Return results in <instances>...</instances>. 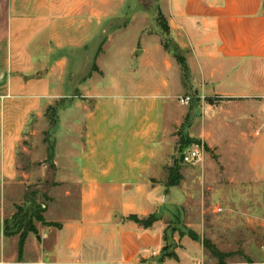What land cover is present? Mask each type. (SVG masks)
<instances>
[{"label":"crops","instance_id":"crops-1","mask_svg":"<svg viewBox=\"0 0 264 264\" xmlns=\"http://www.w3.org/2000/svg\"><path fill=\"white\" fill-rule=\"evenodd\" d=\"M159 2L194 89L212 98L205 119L239 103L242 112L231 116L227 133L245 140V98H256L264 118V95L254 94L264 92V0ZM106 12L107 0H0V188L17 182V148L32 117L55 106L53 126L62 110L77 117L76 146L60 149L54 139L45 211L53 224L29 233L20 252V235L7 236L0 223V264H218L206 262L204 248L188 235L176 257L161 262L168 218L205 216L221 168L204 159L193 194L168 184L171 124L180 123L171 102L172 64L164 59L161 79L147 75L128 89L91 76L90 32L101 30ZM214 127L192 136L212 145L220 133ZM150 216L157 217L151 226L138 221Z\"/></svg>","mask_w":264,"mask_h":264},{"label":"rangeland","instance_id":"rangeland-1","mask_svg":"<svg viewBox=\"0 0 264 264\" xmlns=\"http://www.w3.org/2000/svg\"><path fill=\"white\" fill-rule=\"evenodd\" d=\"M160 4L159 0H107L101 30L92 27L90 32L87 46L92 59L90 75H96L107 87L120 82L128 89L147 75L161 79L166 70L164 59L170 61L169 77L176 90L171 102L180 123L172 121L171 124V167L165 168L167 181L171 168L179 170L180 187L193 194L200 177L197 167L204 159L217 162L221 172L215 177L214 196L206 195L205 216L168 218L166 246L175 252L178 246H183L182 237L188 235L190 239L187 240L193 239L204 248L206 262L220 264L219 258L206 247L205 243L209 241L224 254V264H264V118L261 110L256 108V98H245L249 105L246 107L249 120L245 121V140H236L235 133H227L231 132L227 123L231 122V116L234 114L238 118V112H242L239 103H232L219 115L205 119L209 115L204 103L212 98L194 89L195 78L188 59L171 34ZM138 50L140 54H137ZM147 66H153V69H147ZM99 74L101 76H97ZM254 94L263 96L264 92ZM185 96H191L189 104L181 102ZM68 99H61L62 103ZM73 115L70 109L62 110L60 121L54 126L58 117L56 106L42 116L32 117L28 132L17 148V182L12 187L0 188V223H10L9 231L34 227L38 231V227L53 224L48 221L46 210L41 212L39 208L43 204L47 209L52 203L46 182L53 177L54 139L59 141L60 149L77 144ZM236 122L237 119L234 127L238 129ZM205 126L209 130L212 126L220 129L219 134L215 133L217 138L210 142L212 145L192 136ZM196 146L201 148V158L195 162L182 161V155ZM73 199H76L75 195ZM34 216H42L44 220L39 221ZM193 234L199 238H194Z\"/></svg>","mask_w":264,"mask_h":264},{"label":"trees","instance_id":"trees-1","mask_svg":"<svg viewBox=\"0 0 264 264\" xmlns=\"http://www.w3.org/2000/svg\"><path fill=\"white\" fill-rule=\"evenodd\" d=\"M182 57H183L184 62H186V66L188 67L187 60H186L185 56H182ZM229 99H232V98H229ZM186 140L189 141V143L193 142V140H191V139H186ZM185 145H187V144H185ZM181 178H182V176H181L179 170H174V169L171 168L168 184L169 185H177V184H179ZM39 210L41 212H44L46 210V206L42 204L41 207L39 208ZM34 217L37 220H39V221H43L44 220L42 216H34ZM156 218H157L156 216H150V217H148L146 219H142V220H138V221L140 223H142L144 226L148 227V226L152 225V223L156 220ZM9 225H10V223H8L7 221L4 222L5 234L7 236H12V235H16V234L20 235L19 248H20V252H21L23 247H24V243H25V240H26L28 234L31 233V232H37V230L34 227V228H30V229H23L21 231H9L8 230V226ZM193 235H194V238H197V237L199 238V236H196L195 234H193ZM166 236H167V231H166V234H165V240H166ZM205 244H206V247L211 251V253L215 257L219 258L220 264H224L225 263L224 260H223L224 259V254L218 252L209 241H207ZM175 257H176V253L173 250H171L167 246H165L163 248L162 256H161V262H164V260L166 258H175Z\"/></svg>","mask_w":264,"mask_h":264},{"label":"built area","instance_id":"built-area-1","mask_svg":"<svg viewBox=\"0 0 264 264\" xmlns=\"http://www.w3.org/2000/svg\"><path fill=\"white\" fill-rule=\"evenodd\" d=\"M191 96H185L181 98L183 104H189ZM202 151L200 147L191 148L188 152L184 153V160L187 162H195L201 158Z\"/></svg>","mask_w":264,"mask_h":264},{"label":"water","instance_id":"water-1","mask_svg":"<svg viewBox=\"0 0 264 264\" xmlns=\"http://www.w3.org/2000/svg\"><path fill=\"white\" fill-rule=\"evenodd\" d=\"M140 53H141V51L138 50V51H137V54H140ZM181 159H182V161L184 160V154L182 155Z\"/></svg>","mask_w":264,"mask_h":264}]
</instances>
